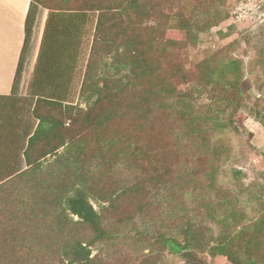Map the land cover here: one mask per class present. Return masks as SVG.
<instances>
[{"label":"rangeland","instance_id":"rangeland-1","mask_svg":"<svg viewBox=\"0 0 264 264\" xmlns=\"http://www.w3.org/2000/svg\"><path fill=\"white\" fill-rule=\"evenodd\" d=\"M144 1L153 16L136 31H127L118 12L91 10L86 24L76 21L84 28L70 37L72 46L67 41L62 56L47 57L63 64L78 106L90 110L92 95L102 92L124 110L113 132L83 129L72 155L51 158L0 191V264H39L29 240L48 243L43 257L52 261L61 234L94 239L91 229L79 225L78 232L73 221L63 229L58 221L61 199L79 181L103 199L91 200L105 228L91 264H185L158 241L185 232L188 221L211 246L239 238V257L264 264V0ZM49 13L30 63L54 46L48 33L57 19ZM102 16L109 25L96 28ZM142 95L148 102L139 105ZM136 106L149 109L147 127L138 125ZM141 171L145 191L135 179ZM149 219L159 225L150 228ZM195 252L204 263L230 264Z\"/></svg>","mask_w":264,"mask_h":264},{"label":"trees","instance_id":"trees-1","mask_svg":"<svg viewBox=\"0 0 264 264\" xmlns=\"http://www.w3.org/2000/svg\"><path fill=\"white\" fill-rule=\"evenodd\" d=\"M95 1L96 2L91 3V0H55L52 2L50 0H33L34 3L45 9L46 17L47 15L49 16V12L52 11L54 14L52 16L57 19V21L51 25L52 32L48 33V35L54 38V46H52V41L50 40L51 44H49L48 48L43 52V60L40 59V50H38L35 53L34 61L30 68L26 94L38 98L34 115L40 120V123L35 134L30 138L28 148L25 152L28 169L20 173L14 172L11 179H8L9 177L7 176L3 180H0V191L6 189L7 184L13 185V183H17L16 180L23 178L32 170L36 172V170L43 168L44 164L47 163L49 159H66L67 156L72 155L76 150L77 140L82 136L81 131L83 129L88 130L92 127L95 133L100 130L109 132L107 129L108 127L114 128L111 132L116 129L117 125L115 121L124 108L116 104L115 97L107 98L109 106L106 107L104 106V101H107L105 96L102 92H98L92 95L96 96V100L89 110L82 106H78V104L76 106L66 105L65 103L68 100V96H74L72 93L69 95V93L51 91L54 87L62 88L66 86L65 84L70 82H65L67 78L64 76V70L61 67L63 64L56 59V63L54 62L53 65H50L48 58H50V56H56V58H59V55L62 56L64 52L67 51V41H69L71 47V38H73L74 35L82 34L84 26L76 23L77 20L82 24H86L88 19L87 14L91 10H95L99 13L103 11L111 13L118 12L115 15L122 16L125 19L124 25L127 31L131 32L136 31L134 29L151 20V16H153L144 0ZM47 18L43 24L44 28L47 25ZM106 19V16L99 17L96 28L103 27L107 24L109 25L110 21L106 23ZM58 22L61 23L62 27L58 25ZM180 25L181 28L184 26L185 29H187L188 25H186V23L184 24V22H182ZM63 28L66 32L63 31ZM73 31H75V34ZM28 36L29 28L27 29V37ZM127 44L132 47L135 43ZM39 45H41V41ZM137 62L138 61H135L134 63L136 64ZM140 64L143 67L144 61H140L139 65ZM50 66H53L54 70H52ZM50 70H52V72L48 74ZM151 71L152 70H150V72ZM163 85L166 93H168V91L172 92L174 89V84L172 82H167ZM139 100L141 101L139 105L148 102V99L143 95L139 97ZM102 104L103 106H101ZM47 105L50 106L47 108ZM139 108H137V106L135 107L134 115L136 120L139 121L138 125L144 128L149 125V117L151 114L149 109L143 106ZM95 142L98 143L96 138ZM79 146L80 145H78V147ZM138 150L139 152L147 153L149 157L150 151H144L142 146ZM143 172L144 171H141L142 174L135 176V179L136 182L140 184L139 188L145 191V182L143 181H145L146 178ZM94 190V188L90 189L89 186L83 185L81 181H79L75 189L73 191H67L65 197L61 199L59 205L63 209L58 215L61 228L65 229L68 222L73 221L76 229H78L79 225L91 229L94 232V239L84 243L83 240L77 237L68 238L65 236L66 238H64L61 234L63 244H58V247L53 251L56 252V255L54 256L55 259L52 258V261L48 257H43L45 248L50 246L48 243H43V245L41 243L39 245L38 242L29 240L31 243L30 258L32 262H38L39 264H91L94 261L91 248L105 238L102 215L95 209L91 201L103 199L95 196ZM116 198L118 199L119 197L114 195L110 201H106L109 202L110 207L116 203ZM102 209L105 208L102 207ZM74 218H77V220H74ZM228 218L226 217V222ZM147 223L150 228H152L154 224L159 225V221L157 222L151 219H149ZM165 228L167 229V226H165ZM78 234L79 233H76V235ZM180 238L182 242L179 241ZM229 239L230 238L221 237L217 243L211 246V243H207L202 239L201 235H198L196 229H194L191 222L188 221L185 232H173L161 235L158 242L170 253L187 259L185 264H207L197 257V252L195 251L209 252L212 256H223L230 264H253L252 260L243 261L239 257L241 254V242L239 238L237 240L233 238L230 241ZM20 242L21 241H19V247L23 245V243ZM17 244L18 243H9L10 246H16ZM41 259H43V261ZM1 261H5V255L2 254V252H0V262Z\"/></svg>","mask_w":264,"mask_h":264},{"label":"crops","instance_id":"crops-1","mask_svg":"<svg viewBox=\"0 0 264 264\" xmlns=\"http://www.w3.org/2000/svg\"><path fill=\"white\" fill-rule=\"evenodd\" d=\"M45 12L33 0H0V180L28 169L25 152L40 120L38 98L26 88ZM65 85L51 91L72 93L65 104L76 106V86Z\"/></svg>","mask_w":264,"mask_h":264}]
</instances>
